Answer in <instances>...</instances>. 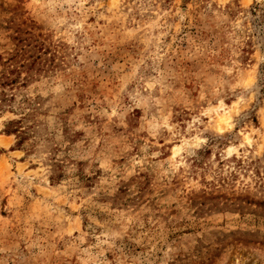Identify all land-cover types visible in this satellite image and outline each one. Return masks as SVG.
<instances>
[{"label":"rangeland","instance_id":"374dc122","mask_svg":"<svg viewBox=\"0 0 264 264\" xmlns=\"http://www.w3.org/2000/svg\"><path fill=\"white\" fill-rule=\"evenodd\" d=\"M12 68L0 264H264V0H0Z\"/></svg>","mask_w":264,"mask_h":264},{"label":"trees","instance_id":"16d2710c","mask_svg":"<svg viewBox=\"0 0 264 264\" xmlns=\"http://www.w3.org/2000/svg\"><path fill=\"white\" fill-rule=\"evenodd\" d=\"M20 67H23L22 65H20ZM19 74L18 70L17 69H10V71L8 72H3L1 73L0 75V87H6V86H10L12 84H14L13 82L15 81V79H10L9 80V75L11 74ZM6 98H5V93H3L2 91H0V104H3L5 103L6 101ZM24 119H19V121H16L15 123L11 122L9 123L10 126H12V128L7 131L8 134H15V133H19L21 132V130L23 129V127H20L23 123Z\"/></svg>","mask_w":264,"mask_h":264}]
</instances>
